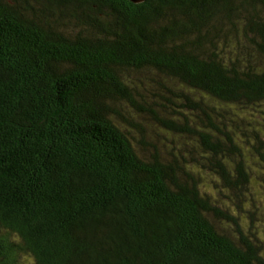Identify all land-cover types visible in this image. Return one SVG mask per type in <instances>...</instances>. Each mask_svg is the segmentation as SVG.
<instances>
[{
	"label": "trees",
	"instance_id": "16d2710c",
	"mask_svg": "<svg viewBox=\"0 0 264 264\" xmlns=\"http://www.w3.org/2000/svg\"><path fill=\"white\" fill-rule=\"evenodd\" d=\"M259 195L264 0H0V264H264Z\"/></svg>",
	"mask_w": 264,
	"mask_h": 264
},
{
	"label": "rangeland",
	"instance_id": "374dc122",
	"mask_svg": "<svg viewBox=\"0 0 264 264\" xmlns=\"http://www.w3.org/2000/svg\"><path fill=\"white\" fill-rule=\"evenodd\" d=\"M258 66H259V68H261V64H258ZM151 135H155V133H153V134H151ZM161 142H164V143H166L165 141H161ZM255 188V190H258L259 191V188H256V186L254 187ZM259 197V199H260V206H263L264 207V196L263 195H259L258 196ZM258 217V216H257ZM261 222H262V220H261V217H260V220L258 221V219H256V226L258 227V228H260L259 226H261L260 224H261Z\"/></svg>",
	"mask_w": 264,
	"mask_h": 264
},
{
	"label": "water",
	"instance_id": "95a60500",
	"mask_svg": "<svg viewBox=\"0 0 264 264\" xmlns=\"http://www.w3.org/2000/svg\"><path fill=\"white\" fill-rule=\"evenodd\" d=\"M130 2L134 3V4H139L144 2L145 0H129Z\"/></svg>",
	"mask_w": 264,
	"mask_h": 264
}]
</instances>
